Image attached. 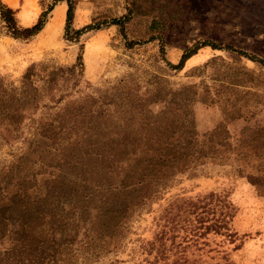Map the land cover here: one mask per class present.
<instances>
[{
  "label": "trees",
  "instance_id": "16d2710c",
  "mask_svg": "<svg viewBox=\"0 0 264 264\" xmlns=\"http://www.w3.org/2000/svg\"><path fill=\"white\" fill-rule=\"evenodd\" d=\"M79 2L53 0L34 25L22 27L16 11L0 0V21L7 36L30 41L42 32L54 7L65 3L66 41L78 44L86 33L117 26L128 49L140 44L126 40L129 8L122 18L93 21L74 29ZM202 47L225 51L234 59L244 58L264 68L262 59L247 52L206 42L183 54L178 64L167 62V66L181 71ZM82 49L70 67L31 64L18 86L6 84L0 77V146L12 148L11 159L0 162V264H101L123 249L133 217L176 176L208 162L228 161L238 163V171L243 173L251 155L262 157L256 146L250 151L230 149L228 134L221 126L202 135L193 130L185 116L195 103L203 105L208 100H196L190 87L156 89L152 99L161 97L165 102L157 114L147 110L136 94H129L125 101L117 90L110 96L101 94L98 100L90 95L75 97L83 77ZM221 89L223 93L231 90L226 85ZM210 102L214 104L213 99ZM235 105L231 103L233 108ZM240 105L225 114L238 118L247 103ZM260 131L253 140L257 145L264 143ZM225 145L224 149L218 147ZM257 172L264 174V169ZM263 174L247 178L263 189ZM216 198L211 193L196 201L189 199L167 212L153 241L139 248L147 264H186L189 244L183 243L197 242L200 229L231 238L227 218L232 215L223 214L220 207L216 216V205L211 206ZM179 215L185 216L182 225ZM209 215H213L211 219ZM180 229L197 239L178 242Z\"/></svg>",
  "mask_w": 264,
  "mask_h": 264
},
{
  "label": "rangeland",
  "instance_id": "374dc122",
  "mask_svg": "<svg viewBox=\"0 0 264 264\" xmlns=\"http://www.w3.org/2000/svg\"><path fill=\"white\" fill-rule=\"evenodd\" d=\"M1 1L5 4L16 2ZM21 1L24 5L17 22L22 25L34 21L38 13L36 3L42 13L53 2ZM79 1L74 29H81L93 21L122 18L130 11V21L124 27L126 40L140 44L128 49L117 26L86 33L78 44L68 42L64 30L66 13L63 11H58L42 34L30 41L7 36L0 21V77L6 84L18 86L31 64L75 65L83 47V77L78 87L80 93L75 97L90 95L98 100L101 94L110 96L117 90L125 101L129 94H136L147 110L157 114L164 109L165 102L161 97L152 99L156 89L190 87L196 100H208L203 105L195 103L187 112L185 121L193 130L202 135L221 126L228 134L230 149L244 147L243 150L250 151L256 146L262 153L260 159L250 156L243 173L238 171V163L228 161L223 164L208 162L190 173L176 176L133 217L123 249L100 263L147 264L146 256L139 248L142 243L153 241L164 215L183 201H196L213 193L217 198L211 206L216 205V216L220 207L223 214L232 215L227 218V233L232 237L213 232L205 234L204 229H200L196 233L197 242L183 243V246L189 244L184 255L186 264H264V188H258L247 178L263 174L257 170L264 169V143L253 142L257 130L264 133V68L210 47L200 48L181 71L170 70L166 64H178L183 54L203 42L218 47L232 46L264 61V0ZM79 71L76 67L77 74ZM223 85L231 90L223 93ZM210 98L214 104H210ZM225 99L229 100L227 104H224ZM259 99L260 103H256ZM242 102L247 105L241 107L238 118L232 119L231 114H225V110L231 112ZM231 103H236L234 108ZM218 147L224 149L226 145ZM11 149L0 146V162L11 159ZM175 212L173 209L172 213ZM212 216L209 215V219ZM179 217H182V225L185 216ZM187 219L195 222L194 216ZM202 233L204 236H200ZM176 234L180 238H177L178 242L184 238L197 239L182 229Z\"/></svg>",
  "mask_w": 264,
  "mask_h": 264
},
{
  "label": "crops",
  "instance_id": "0c3cea01",
  "mask_svg": "<svg viewBox=\"0 0 264 264\" xmlns=\"http://www.w3.org/2000/svg\"><path fill=\"white\" fill-rule=\"evenodd\" d=\"M6 5L8 7H10L11 9L16 11V18H18V15L22 12L21 10H22V7H23L24 4L22 3L21 0H16V2L13 1L12 3H7ZM36 6L38 8V13H37V16L34 17V19H33L34 21H32L28 25H22L21 23L19 25H21L22 27H31L32 25H34L36 23V21L38 20L40 14H41V8L39 7V5L37 3H36ZM58 11H63L64 13H66V5H65V3H59V4H57L54 7L53 11L50 13V18H49L48 22H51V20H54L56 18V14H57ZM22 18H25V17H22ZM63 20H64V17H63ZM42 32L39 33L36 37H38L40 34H42Z\"/></svg>",
  "mask_w": 264,
  "mask_h": 264
}]
</instances>
